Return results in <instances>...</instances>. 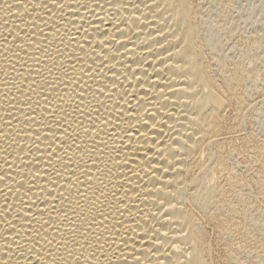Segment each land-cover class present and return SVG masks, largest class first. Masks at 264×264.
<instances>
[{
	"label": "bare ground",
	"instance_id": "6f19581e",
	"mask_svg": "<svg viewBox=\"0 0 264 264\" xmlns=\"http://www.w3.org/2000/svg\"><path fill=\"white\" fill-rule=\"evenodd\" d=\"M234 11L0 0V264H264V7Z\"/></svg>",
	"mask_w": 264,
	"mask_h": 264
},
{
	"label": "rangeland",
	"instance_id": "374dc122",
	"mask_svg": "<svg viewBox=\"0 0 264 264\" xmlns=\"http://www.w3.org/2000/svg\"><path fill=\"white\" fill-rule=\"evenodd\" d=\"M235 11L233 12V17L235 19H239L242 21L241 15L245 16V15H249L252 16L254 20L258 19L261 16V9L264 7V0H231ZM242 23V22H241ZM243 24V23H242ZM253 25V24H252ZM250 23H245L243 24V26L249 29V31H260L261 26H252ZM246 28V29H247ZM256 101L258 106L257 108H259V119L260 122L262 123L261 125L264 127V101H262L260 98H256ZM260 101V102H259ZM263 115V116H262Z\"/></svg>",
	"mask_w": 264,
	"mask_h": 264
}]
</instances>
